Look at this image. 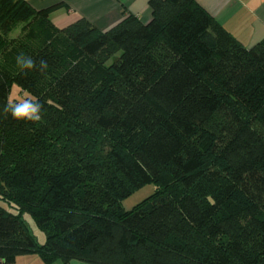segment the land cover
I'll use <instances>...</instances> for the list:
<instances>
[{"label":"trees","instance_id":"1","mask_svg":"<svg viewBox=\"0 0 264 264\" xmlns=\"http://www.w3.org/2000/svg\"><path fill=\"white\" fill-rule=\"evenodd\" d=\"M61 6L0 0V261L264 264V41L197 0H149V22L107 30L57 27ZM15 83L41 120L4 111Z\"/></svg>","mask_w":264,"mask_h":264},{"label":"crops","instance_id":"2","mask_svg":"<svg viewBox=\"0 0 264 264\" xmlns=\"http://www.w3.org/2000/svg\"><path fill=\"white\" fill-rule=\"evenodd\" d=\"M35 9L41 10L61 4L51 15L53 23L63 28L80 17L90 20L101 30L118 23L126 11L147 23L152 18L149 0H27ZM227 30L251 47L264 41V0H197ZM0 264H46L34 253L18 256L13 263ZM59 264V263H56ZM69 264H87L74 260Z\"/></svg>","mask_w":264,"mask_h":264},{"label":"clouds","instance_id":"3","mask_svg":"<svg viewBox=\"0 0 264 264\" xmlns=\"http://www.w3.org/2000/svg\"><path fill=\"white\" fill-rule=\"evenodd\" d=\"M17 65L21 70H34L36 68V61L29 56L21 53L16 58ZM47 62L44 60L39 61L41 71L47 68ZM43 105L37 100L31 98H24L22 100L9 99L4 111L10 113L16 120H30L33 122L41 120V109Z\"/></svg>","mask_w":264,"mask_h":264},{"label":"rangeland","instance_id":"4","mask_svg":"<svg viewBox=\"0 0 264 264\" xmlns=\"http://www.w3.org/2000/svg\"><path fill=\"white\" fill-rule=\"evenodd\" d=\"M9 99L13 100H22V94H21V89L19 86L15 83L11 87ZM154 182L151 184H148L136 191H134L132 194L129 196L125 197L122 201V205L126 210H131L141 202H143L146 198L151 196L152 194L155 193L156 191V186ZM12 212H16L14 209H11ZM24 219L26 224L28 225L31 233L38 239L40 243H44L46 240L44 232L36 225L34 220L31 218L29 214L24 215ZM61 264V263H59Z\"/></svg>","mask_w":264,"mask_h":264}]
</instances>
